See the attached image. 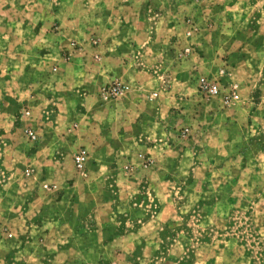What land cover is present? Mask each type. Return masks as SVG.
I'll return each mask as SVG.
<instances>
[{"label":"rangeland","instance_id":"374dc122","mask_svg":"<svg viewBox=\"0 0 264 264\" xmlns=\"http://www.w3.org/2000/svg\"><path fill=\"white\" fill-rule=\"evenodd\" d=\"M0 264H264V0H0Z\"/></svg>","mask_w":264,"mask_h":264},{"label":"crops","instance_id":"0c3cea01","mask_svg":"<svg viewBox=\"0 0 264 264\" xmlns=\"http://www.w3.org/2000/svg\"><path fill=\"white\" fill-rule=\"evenodd\" d=\"M68 32L71 33L72 30H69ZM116 51H117V53H119L118 49ZM109 54H110L109 48H106V51L103 53V56H102L100 62L95 63L91 67L86 66V69L84 68L81 70L82 74L75 75L73 79L75 81L77 80L80 83H88V84L93 83L96 85L97 84L103 85V84L109 82V80L114 79V77H116V76L128 84L143 82L144 79L141 81L139 78L137 79L133 75V73L135 71L131 72L130 68L126 67L127 65L126 66L122 65L121 67H118L117 69H114V67L111 66L112 64L109 65L110 64V62L108 61L109 60L108 59ZM80 100H81V98L78 95H76V93H74L72 96L69 94L67 101H68V104L71 105V101L78 103V102H80ZM85 100H87V98ZM138 101L139 102L133 101L134 106L132 107V113L134 112V114H136V115H140L142 112V109H143V105H142L143 101H141V102H140V100H138ZM85 103H86V101H85ZM126 104H127L126 98L121 100V101L113 102L109 105L101 104V103L99 104V108H100L99 113L111 111L112 113H114L116 115V117H117L116 123H115V126L112 127V129L114 130V127H117L115 131L118 133V136H119L118 139H120V140H124L128 136L126 134V128H124V126L128 123V121H126V119L128 118V114L125 112V109L123 107ZM143 104H144V102H143ZM84 106H88V104H84ZM87 110H88L89 114L85 113V114H83V117H85V119H87L88 121H92L91 118H95V115L91 114V110H89V109H87ZM22 111L23 110H21L20 108H17L16 113L20 114V113H22ZM57 112H58L60 118L64 117V116H62V112H63V115H64V113H66V114L68 113V112H66V108L65 109L63 108V110L60 108ZM75 113H76L75 109L71 110V107H70L69 114L72 117L76 118L77 113L76 114ZM13 117L14 116L12 115L11 118H13ZM57 117H58V115H57ZM135 122L138 123L137 121H135ZM136 123L134 124V127H135ZM92 124L93 123L87 122L86 127H84L83 130L81 128V129H79V131L78 130L75 131V133L77 135L80 131L83 132V134L81 135L80 138L75 139L76 145L82 144L89 149H94V148L99 149L108 143V140L106 139V135L108 134V130H106L105 127L100 125V124H96L94 126ZM12 127H13V125H12ZM139 128H141V127L139 126ZM149 136L151 137V135H149Z\"/></svg>","mask_w":264,"mask_h":264},{"label":"built area","instance_id":"2783aa9c","mask_svg":"<svg viewBox=\"0 0 264 264\" xmlns=\"http://www.w3.org/2000/svg\"><path fill=\"white\" fill-rule=\"evenodd\" d=\"M26 114H29V113L27 112ZM28 134H29V138H31L32 140H36L37 139V136L35 135L34 132L31 131ZM85 161H86V156H85L84 153L77 155L75 157L76 167L78 169H83Z\"/></svg>","mask_w":264,"mask_h":264}]
</instances>
